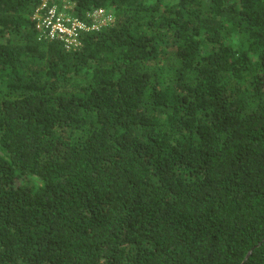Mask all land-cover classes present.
<instances>
[{"label": "trees", "instance_id": "16d2710c", "mask_svg": "<svg viewBox=\"0 0 264 264\" xmlns=\"http://www.w3.org/2000/svg\"><path fill=\"white\" fill-rule=\"evenodd\" d=\"M0 0V264H264V0Z\"/></svg>", "mask_w": 264, "mask_h": 264}, {"label": "built area", "instance_id": "2783aa9c", "mask_svg": "<svg viewBox=\"0 0 264 264\" xmlns=\"http://www.w3.org/2000/svg\"><path fill=\"white\" fill-rule=\"evenodd\" d=\"M46 0H43L42 4L38 7L35 12V18H37V27L47 33L50 38H58L67 42V46L70 43H75L77 40L78 30L85 28L88 29L89 26L85 24L84 21H81L75 17H67L64 12L58 11L55 5L48 8L46 11H43L46 5ZM104 14V9L99 8L95 9L92 13H89V17L92 18L93 25L92 28H99L97 25L98 16ZM111 18V16L109 15ZM108 16L101 17L99 21L104 23L107 20Z\"/></svg>", "mask_w": 264, "mask_h": 264}, {"label": "clouds", "instance_id": "9594fccd", "mask_svg": "<svg viewBox=\"0 0 264 264\" xmlns=\"http://www.w3.org/2000/svg\"><path fill=\"white\" fill-rule=\"evenodd\" d=\"M46 2H47V0H46ZM97 9H99V8H97ZM103 9V8H102ZM105 10V9H104ZM94 10H92V11H89L87 14H89V13H92ZM107 16H108V18L107 19H112L113 18V16L109 13H107L106 14ZM109 15L111 16V18L109 17ZM68 17H73V16H68ZM75 18H77V17H75ZM77 19H79V18H77ZM80 20V19H79ZM109 20V21H110ZM82 21V20H81ZM109 21H105L104 23H99V28L103 25V24H105V23H107V22H109ZM93 22V21H92ZM86 25H87V23H85ZM92 25H93V23L89 26V25H87V26H89V28L88 29H99V28H92ZM82 29H85V28H82ZM42 31V30H41ZM51 39H57V38H51ZM75 43L76 44H78V42H77V40H75ZM69 45V47L67 46V42H66V46L68 47V48H71L72 47V45H75L74 43H70V44H68Z\"/></svg>", "mask_w": 264, "mask_h": 264}, {"label": "rangeland", "instance_id": "374dc122", "mask_svg": "<svg viewBox=\"0 0 264 264\" xmlns=\"http://www.w3.org/2000/svg\"><path fill=\"white\" fill-rule=\"evenodd\" d=\"M109 14V12L107 11V10H104V14L102 15L103 17H107V15L106 14ZM102 16H98V17H96L97 18V25H99V23H101L100 21H99V19L102 17ZM110 19H107V21H109Z\"/></svg>", "mask_w": 264, "mask_h": 264}]
</instances>
